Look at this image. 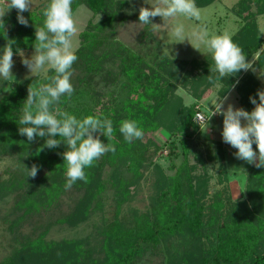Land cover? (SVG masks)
I'll return each instance as SVG.
<instances>
[{
  "label": "rangeland",
  "instance_id": "rangeland-1",
  "mask_svg": "<svg viewBox=\"0 0 264 264\" xmlns=\"http://www.w3.org/2000/svg\"><path fill=\"white\" fill-rule=\"evenodd\" d=\"M240 1L214 0L210 5L198 7L201 11V21L179 16L168 21L166 27L154 28L151 24L139 22V9L151 7L150 4L154 0H128L130 16L125 23L117 26L116 38L128 49L135 51L143 60L141 79L143 87L140 92L135 94L130 90V80L121 70L123 64L121 59L106 62L100 73L93 79H89L90 82H79L75 80L77 72L72 74L71 83L75 91L71 97L64 96V102H68H66L67 106L71 103V107L78 106L81 109L90 105L99 110L102 105L112 106L114 103L118 106L126 101L131 111L135 112L132 116L130 111L126 120L136 121L143 131L141 144L147 147L149 159L142 165L140 174L135 178L129 200L121 207V220L131 223L138 215L149 213L152 207V196L163 189L166 181L170 183L173 180L176 169L171 168V165L175 163L177 167L180 166L184 157L181 150L178 151L177 156L171 155L167 144L176 138L172 134L173 126L184 116L190 106L195 104L199 109L197 114L210 116L214 111L216 99L220 97L223 100L224 110L232 105L234 109L243 108L251 112L255 105L250 100L244 101L239 90L245 81L250 89L247 92H250L251 97L259 103L257 93L264 90V67L255 66V62L264 50V13H258L253 17L255 24L253 33L263 40L258 53L247 60L253 64V68L247 71L241 70L242 75L231 85L226 83L229 77L209 82V75L213 77L217 75L211 71L204 78L197 80L196 76L200 72L189 64L190 61L203 60L206 56L212 58L211 53L203 45L199 52L187 40L183 43H175L170 34L171 25L179 21L189 31L193 26L202 23L206 25L209 36L226 32L232 38L239 33L243 25L248 24L238 16ZM48 2L50 0H32L29 10L25 12L38 10ZM6 7V0H0V15ZM256 10V5H253L252 11L255 13ZM15 11H17L15 8L7 11L0 18V24L3 25ZM73 16L79 29L74 39L76 52L80 47V34L88 22L100 21L104 13L94 15L86 4H82L73 11ZM151 22L158 25L164 23L160 17L152 18ZM5 25L6 29L10 27L6 23ZM147 29H149L148 34H146ZM13 53V76L7 81L0 78V99L8 96L24 80L36 76L42 77L48 72L47 70L32 74L22 63L24 58H31L33 55V42L16 48ZM253 79L258 82L257 86L253 83ZM221 89L227 91L225 95L224 92L221 93ZM20 105L22 111L23 104L20 102ZM65 107V103L59 101L52 106L51 110L54 113L63 112ZM242 123L246 121L242 119ZM196 125L198 130L189 140V151L185 159L186 167L190 171V180H185L182 185L186 193H189L191 187L193 192L196 191L195 195L203 205V225L198 230L187 226L180 227L169 238L162 239L158 249L146 251L136 264H207L210 249L216 247L218 242H223L228 249H231L235 241H241V238H245L249 233L258 234L257 250H264V179L257 193L254 192V186L260 177L256 166L236 158L237 150L223 141L221 114L211 116L208 127L200 128L199 124L196 123ZM120 136L123 137L122 134ZM42 141L43 137H37L34 144ZM39 146H42V143ZM253 149L258 151L255 144ZM96 166L90 167L95 176L99 175L100 180L106 179L111 169L110 165L106 163L100 168ZM15 169L13 157H0V178H8L9 172ZM46 171L47 168L42 169L35 178L47 173ZM262 171L261 169L260 175ZM130 176L131 173L124 169V177ZM163 179L166 180L164 184ZM88 187L83 188L77 184L71 189H64L55 201L53 199L51 203L43 202L39 209L29 215L26 214L22 220L19 218L23 216L25 209L17 207L15 195L0 200V261L18 248V237L22 235L35 237L44 230L47 232L48 241L59 243L82 241L92 250L93 257L102 258L104 233L115 214L113 191L106 187L102 193H95L98 190L95 185L89 189ZM234 222L237 228L232 226ZM224 223L229 228L219 239L216 234L217 226ZM57 253L59 252L50 250L47 259L63 258L61 253H59L60 256ZM63 263L41 261L28 264ZM87 263L109 264L110 262L75 264ZM17 264H24V262L19 260Z\"/></svg>",
  "mask_w": 264,
  "mask_h": 264
},
{
  "label": "trees",
  "instance_id": "trees-1",
  "mask_svg": "<svg viewBox=\"0 0 264 264\" xmlns=\"http://www.w3.org/2000/svg\"><path fill=\"white\" fill-rule=\"evenodd\" d=\"M213 1L195 0V4L197 7H205ZM49 3L38 10L23 12L22 15L28 20L27 25L18 22L17 11L6 19L5 23L10 26L8 29H6L5 23L0 24V55L3 54L4 46L9 40L14 41L13 50L27 45L28 42H33L35 45V30L43 27L45 19L43 10ZM82 4H86L94 15L104 13V17L98 22L89 21L80 34V47L75 52L78 59L71 70L72 74L77 72L75 80L90 82L89 79H93L99 74L106 62L121 59L123 61L121 70L130 80V90L135 94L139 93L143 87L141 81L143 60L135 51L128 49L116 38L117 26L125 23L130 16L128 0H72V11ZM253 5H256L257 8L255 13L252 11ZM258 13H264V0H241L239 2L238 16L242 17L248 24L244 23L245 25L242 26L243 28L240 29L239 33L232 37V41L243 50L246 60L256 55L262 47L263 40L253 33L255 31L253 17ZM148 30H146V34H148ZM257 59L255 66L264 67V50ZM189 64L199 70L200 74L196 76L197 80L204 78L215 66L211 56H206L203 60H191ZM54 74V71L48 70L42 77L28 78L18 84L8 96L0 99V157H13L16 168L9 172L8 178H0V200L15 195L17 207L25 209L19 220H22L26 214L29 215L39 209L43 202L51 203L53 199L55 201L65 189L66 163H64L62 153L66 150V146L61 143L59 147L54 149L44 147L43 150H40L39 144L42 143L43 146L47 137H43L41 143L34 144V141L29 142L26 136L20 135L18 130L20 127L19 119L23 114L19 103L21 102L24 106L29 85L39 87L41 84L49 83L47 77ZM241 75L240 71L234 76H229L226 83L228 85L234 84ZM250 83L252 84V82ZM253 83L257 86L258 82L254 80ZM248 87L249 84L246 81L239 87L244 101L250 100L251 97L250 92H247L250 91ZM223 92L225 95L227 91L221 89V93ZM60 102L65 103L66 106L63 112L74 115L77 119L91 115L100 119L108 118L113 123L114 131L110 141L99 133L97 135L102 142L114 145L116 151L105 153L94 163L97 168L108 163L111 167L108 177L100 180L98 179L99 175L95 176L90 168H86L87 183L78 180L73 184L74 186L78 184L83 188L89 186L88 189L95 185L98 189L95 193H102L106 187L113 191L112 199L115 214L104 233L103 248H101L104 256L102 258L93 257L92 250L82 241L72 240L63 243L48 241L46 239L47 232L44 230L35 237L29 235L18 237V248L0 261V264H17L19 260L24 264L41 261L69 262L67 264L79 262L136 264L146 251L158 249L162 239L169 238L180 227L187 226L193 230L200 229L203 225V205L200 199L196 197V191H192V187L189 188V193H186L185 187L182 185L185 180H190V171L186 167L185 159L189 151V140L198 130V126L194 122V115L199 112V109L196 108L195 104L190 106L184 116L174 124L172 134L176 138L167 144L171 155L177 156L178 151L181 150L184 157L183 163L178 167L172 163L171 168L176 169L174 178L170 183L164 180L165 178L163 179V184L166 181L163 189L151 198V211L140 214L133 222L127 223L120 219L121 207L129 200L135 178L140 174L142 165L149 159L147 156L148 149L144 144H141V139H134L129 143L120 136L121 123L126 120L131 111L129 104L124 101L122 105L117 106L114 103L112 106L109 104L107 106L102 105L99 110H96L97 108L90 105L81 109L78 106L71 107V103L67 106V101L64 102V96L61 97ZM175 111H178L176 107ZM131 115H135L133 110ZM57 139H59L58 136ZM34 164L39 166L38 173L44 168H47V173L40 174L39 178L27 177L25 166L31 168ZM124 169L131 173L130 177H124ZM261 169L263 173L260 175ZM256 170L260 177L254 186V192L261 187L260 183H263L264 179V167H256ZM235 225L236 222L232 226L237 228ZM228 228L226 223L219 224L217 237L222 238ZM258 241V234L249 233L245 238L242 237L241 241H235V245L231 249H228L223 242H218L216 247L210 249L207 264H264V250H257ZM50 250L58 251L63 255V258L61 257L59 260H52V257L47 259ZM59 253L57 254L60 256Z\"/></svg>",
  "mask_w": 264,
  "mask_h": 264
},
{
  "label": "clouds",
  "instance_id": "clouds-1",
  "mask_svg": "<svg viewBox=\"0 0 264 264\" xmlns=\"http://www.w3.org/2000/svg\"><path fill=\"white\" fill-rule=\"evenodd\" d=\"M31 2L32 0H6L7 7L0 18L15 8L18 22L27 25L28 20L22 13L29 10ZM150 5L151 7L139 9L140 24H151L154 28H160L166 27L168 21L179 16L196 21L202 19L195 0H154ZM43 16L45 17L43 27L35 30L34 53L31 58H24L22 63L32 74L47 70H52L55 74L47 77L49 83L41 84L39 87L29 85L18 130L29 142L37 137H47L40 150L44 147L54 149L61 143L66 146L62 156L66 163L65 189L68 190L78 180L87 183L85 169L92 167L105 153L116 151L114 145L104 143L99 135H94L99 133L110 141L114 129L112 121L108 118L100 119L89 115L77 119L67 112L54 113L51 110L62 96L71 97L75 91L71 83V70L78 59L74 39L79 29L73 16L72 0H50L43 10ZM155 17L162 18L163 25L153 24L151 21ZM170 34L175 43L187 40L199 52L203 45L211 53L215 66L210 70L217 75L215 77L209 75V82L222 80L234 76L241 70L253 68V64L246 60L243 50L226 32L209 36L206 25L202 23L193 26L189 31L182 22L176 21L171 25ZM13 43L14 41L9 40L4 46L3 54L0 55V78L5 81L13 76ZM257 95L259 103L250 97L251 103L255 105L251 112L243 108L234 109L232 105L224 110L223 100L218 97L211 115H194V122L199 124L200 128L208 127L211 116L221 114L223 141L237 150L236 158L259 168L264 167V90L258 91ZM242 119L246 123H242ZM119 131L129 143L134 139L143 138V131L136 121H123ZM253 144L258 151L253 149ZM38 169L39 166L35 164L31 168L25 166L27 177L35 178Z\"/></svg>",
  "mask_w": 264,
  "mask_h": 264
}]
</instances>
